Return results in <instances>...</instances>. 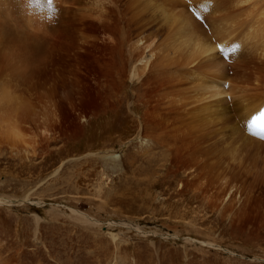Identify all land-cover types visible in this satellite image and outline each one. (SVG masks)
<instances>
[{"label":"rangeland","instance_id":"1","mask_svg":"<svg viewBox=\"0 0 264 264\" xmlns=\"http://www.w3.org/2000/svg\"><path fill=\"white\" fill-rule=\"evenodd\" d=\"M242 1L250 5L233 9L227 0L225 9L188 17L163 0L167 17L160 21L154 0L149 20L156 30L144 31L155 43L194 37L209 44L225 41L226 62L244 58L249 64L260 57L264 0ZM242 77L229 72L228 82L241 86ZM134 83L127 82L125 95L112 98L105 112L94 111L101 100L89 93L81 101L83 114L64 105L20 123V142L0 134V196L16 201L0 205V239L12 243L0 247L2 256L13 253L9 264H264L261 207L246 213L245 222L232 224L189 190L177 195L182 174L173 173L167 149L143 133ZM240 95L212 109L219 144L214 167L239 174L235 170L242 161L264 173V135L249 128L264 101V86L254 98ZM42 122L54 127L53 136L37 133Z\"/></svg>","mask_w":264,"mask_h":264},{"label":"bare ground","instance_id":"2","mask_svg":"<svg viewBox=\"0 0 264 264\" xmlns=\"http://www.w3.org/2000/svg\"><path fill=\"white\" fill-rule=\"evenodd\" d=\"M153 1L52 0L49 5L48 0H0L1 136L20 142V123L40 111L54 114L65 105L83 114L86 109L81 101L89 93L101 100L94 111L105 112L112 98L119 101L123 96L127 82H135L132 95L138 100L134 106L141 111L137 115L141 119H137L143 133L167 149L170 164L176 168L173 173L182 174L177 195L189 190L221 219L227 214L232 224L244 221L257 205L264 214V173L253 166L252 171L242 161L235 170L239 174L216 170L219 144L211 128L213 108L235 95L243 98V93L254 98L263 89L264 60L260 57H264V34L260 57L253 58L250 65L244 58L226 62L225 41L209 44L194 37L155 43L144 31L156 30L149 20ZM164 1L174 5L171 8L180 6L179 11L188 17L227 8V0ZM228 1L234 4L233 9L250 5L242 0ZM163 6V0H157L160 21L167 17ZM173 15L175 20L179 17ZM157 24V30H162L160 22ZM229 72L242 75L244 84L231 85ZM261 113L264 101L256 117ZM42 123L37 133L53 136L54 127ZM252 131L264 135V120ZM14 202L0 196V205L12 206ZM11 244L0 239V247L7 249ZM14 249L19 261V248ZM9 259H14L13 253L2 256L0 252V264H9Z\"/></svg>","mask_w":264,"mask_h":264},{"label":"snow or ice","instance_id":"3","mask_svg":"<svg viewBox=\"0 0 264 264\" xmlns=\"http://www.w3.org/2000/svg\"><path fill=\"white\" fill-rule=\"evenodd\" d=\"M52 0H48L49 5H51ZM223 51V49H222ZM260 120H264V113H261L260 116L258 117H253V119L251 120V122L249 123V128H253L256 126L257 122Z\"/></svg>","mask_w":264,"mask_h":264}]
</instances>
